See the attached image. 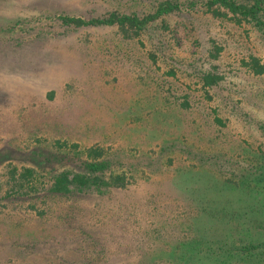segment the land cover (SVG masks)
<instances>
[{"label":"rangeland","instance_id":"1","mask_svg":"<svg viewBox=\"0 0 264 264\" xmlns=\"http://www.w3.org/2000/svg\"><path fill=\"white\" fill-rule=\"evenodd\" d=\"M120 3L0 0V264H264L236 250L264 240L262 193L157 161L264 157V33L206 8L141 35L62 17Z\"/></svg>","mask_w":264,"mask_h":264},{"label":"trees","instance_id":"2","mask_svg":"<svg viewBox=\"0 0 264 264\" xmlns=\"http://www.w3.org/2000/svg\"><path fill=\"white\" fill-rule=\"evenodd\" d=\"M123 5L124 8H122V4L119 6V9L122 8L121 10L116 8V10L92 18L89 21H84L81 17L70 15H63L62 17L64 21L70 23L74 22L78 25L81 23L116 24L127 34L133 33L134 35H141L147 31V29L154 26L157 21H168V18L172 15L195 14L199 10H202L201 8H206V11H209L218 19L222 16H226L237 25L243 23L250 24L258 31L264 33V0H150V2L149 0H127V3ZM139 5L143 6L141 8H136L139 7ZM13 23L14 28L18 27L23 25V19H18L17 21H13ZM185 71L191 72L189 67L186 68ZM196 72H198V75L206 85L210 86L215 83L214 79L217 77L210 72H205V70L200 68H197ZM248 119L251 120L253 118L251 116ZM258 126L264 130L263 121L259 122ZM161 151L163 154L157 161L160 159L164 161L165 158L168 163L172 162L169 156L165 155V151L173 155L177 152L186 153L195 160L193 162L194 166H210L215 170L217 169L218 172L228 179L227 182L233 183L236 189L253 192L255 195L260 193L264 195V157L262 156H243L239 154L231 158L224 149L218 153H207L196 150L191 146L188 147V145L182 141H176L167 147H163ZM166 156L168 158H166ZM88 166L91 167V169L97 170L104 168L105 163L91 162ZM261 172L262 176L260 177L262 178L258 180L257 177L259 174L257 177L254 175ZM63 175L65 174H61L60 176ZM116 181L117 180H114L115 185ZM260 246L264 247V240H260L257 243L249 240L245 241V244H241L240 247H236V250L244 254L246 251L250 253L249 251H253V249ZM254 253L264 256V250L255 251Z\"/></svg>","mask_w":264,"mask_h":264}]
</instances>
